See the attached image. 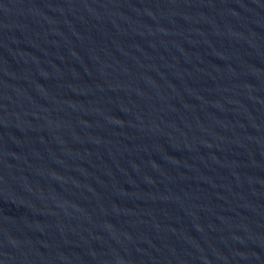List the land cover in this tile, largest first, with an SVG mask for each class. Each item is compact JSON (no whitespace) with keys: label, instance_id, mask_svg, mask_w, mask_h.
<instances>
[{"label":"water","instance_id":"95a60500","mask_svg":"<svg viewBox=\"0 0 264 264\" xmlns=\"http://www.w3.org/2000/svg\"><path fill=\"white\" fill-rule=\"evenodd\" d=\"M0 264H264V41L216 0H0Z\"/></svg>","mask_w":264,"mask_h":264}]
</instances>
